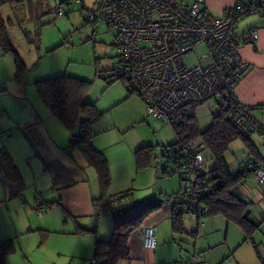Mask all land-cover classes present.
Here are the masks:
<instances>
[{"label":"crops","instance_id":"obj_1","mask_svg":"<svg viewBox=\"0 0 264 264\" xmlns=\"http://www.w3.org/2000/svg\"><path fill=\"white\" fill-rule=\"evenodd\" d=\"M191 1L184 2L189 3ZM233 2L234 0H204V7L209 17H220L223 10ZM11 10V8L7 10V14ZM6 19H9V16ZM238 24L236 35L249 29H256L258 39L252 45L239 46V55L248 64L249 68L235 86L234 92L241 102L252 107H258L252 112L258 120L264 122V115L260 113V107L264 106V21H254L246 27L247 29L241 27L239 22ZM128 86L130 85L128 84ZM125 90L128 98L135 93L132 89V93H128L126 87ZM29 92L28 89L19 88L16 90L15 95L4 93L8 96L4 104L11 106L13 102H16L18 111L10 107L4 108L9 111L8 117H4L6 120L5 126H7L6 128L10 134L11 127H15V132L12 130V136L8 138V147L2 142H0V147L5 148L12 161L21 168L27 177L25 179L27 184H31L36 177V175L34 177L28 175L30 166L36 170V174L39 171L41 172V179L39 182L38 180L35 181L39 185L33 194V198L35 199V206L38 201L41 205L42 203L45 204V211L39 216L34 208L32 211H29L30 207L25 209L26 204H13L15 211L9 210V205L6 204L11 224L5 228L1 224L3 220L0 221V241L13 240L15 247L14 253L6 257V264H91L96 240H105L109 237L115 218L119 214L106 213V206L97 205L96 199L100 197L101 190L94 166L87 162L82 148L75 146V148L69 150L68 145L66 147V144H62L66 140V135L58 120L43 111L40 100L31 97ZM135 94L139 97L137 93ZM118 99L112 100L110 105ZM131 99L136 101V108L135 110L132 109L131 113H125L130 117L129 122L121 126L116 115H111V112L108 115L102 113L101 120L99 119L100 121L98 120L99 122L94 126V137L91 140V146L101 151L108 163L111 181L107 189V195L110 198L120 192L129 190L132 199L135 201L142 203L144 200L159 198L160 203H156V209L145 217L140 227L130 235L127 240L128 257L119 260L117 264H186L191 255L195 253L201 254L200 256L206 260L205 250H211L212 252V248L217 245L209 244L206 239L208 235L204 238L203 250L191 251L184 256L183 249L178 243V236L172 229V211L177 206H172L163 199H168V195L180 191L184 181L182 176L178 174L177 167L173 165L172 161L167 160L165 156L166 147L163 148L162 154L158 153L161 154L160 157L164 158L165 164L160 161L159 155H155V149L153 148L151 164L141 169L142 171H136L137 176L142 173L151 178L153 181L150 183L152 184L156 179L159 180L161 176L166 184L164 194L162 192H152L145 195L143 192L137 196L135 191L139 187H146V184L139 185L138 188L135 186L124 188L129 185V180L132 179L133 172L136 170L135 151L145 145L154 147L152 141H147L140 136L132 139L131 144L130 141L126 142L124 140L125 132L133 123L142 122L141 125H147V127L151 125L149 121L152 117L146 113L144 101L141 98V101L134 97ZM87 102L96 105V102L90 100H87ZM104 119L107 121H103ZM153 123L158 124L155 120ZM168 123L171 125L172 122ZM66 133L69 139L70 133L68 134L67 131ZM249 138L260 156L264 157V137L253 133ZM242 144L244 146L243 142ZM246 151V148H244V152L242 151L244 156L242 154L241 156L228 157L226 159L227 164L238 167L239 164L249 158ZM33 157H38L39 167L33 165L31 160ZM126 157L129 164H126L125 168L122 169L123 176L115 180L116 175H113L112 167L115 165L121 166ZM210 171L207 173L203 170L208 181L210 180L206 187L209 191H211L210 188L216 190V180L211 178ZM177 174L178 177L174 176ZM1 178L4 179L3 176ZM239 178L231 191L248 204L249 220L253 223L260 222V224L252 233V241L242 239L241 243H237L239 240L229 241L224 234L223 244L226 241L230 243L227 244L225 254L233 249L230 252V255H233L232 252H235L242 243H251L257 257L256 261H253L254 264H262L264 262V183L257 182L251 174L241 175ZM172 179H177V181H171ZM121 180H126V184L119 186L117 182ZM140 191L141 189H138V192ZM203 204L205 203L203 202ZM19 211L24 212L20 218ZM184 215L196 218L198 225L195 230L187 231L184 226ZM0 216L3 217L1 211ZM204 217L208 216L198 218L190 213L183 214V226L189 235L199 234L200 226L203 227L200 219ZM220 218L225 221L224 217L220 216ZM212 221L213 217H210L206 224H210ZM225 222L229 224V222ZM149 225L156 228L158 244L153 250L146 249L142 245V229ZM227 228L225 227L226 231ZM240 230L242 231L241 228ZM30 252L33 254V258ZM237 254L240 257V251L235 255L238 264H249L244 259L237 257ZM223 260L216 259L212 264H220ZM218 261L220 262L218 263Z\"/></svg>","mask_w":264,"mask_h":264},{"label":"built area","instance_id":"obj_2","mask_svg":"<svg viewBox=\"0 0 264 264\" xmlns=\"http://www.w3.org/2000/svg\"><path fill=\"white\" fill-rule=\"evenodd\" d=\"M90 1L89 5L83 3L86 20L103 22L116 30V73L127 80L144 101L148 116L170 118L188 103L202 105L215 101L223 107L227 105L226 119L242 134L249 137L255 133L264 137V122L258 120L251 107L241 102L234 92L249 68L239 55V46L258 39L256 29L236 35V27L246 16L264 17V0H234L220 17L207 15L204 0L189 3L182 0ZM52 9L54 15L59 16L69 5L57 2ZM200 44L205 48L204 53L198 63L189 65L186 54ZM260 113L264 115V106L260 107ZM4 136L5 132L0 131V138ZM177 150L184 160L181 167L184 187L180 193L163 200L201 217L207 212V207L202 205L207 190V186H202L200 173L203 158L181 146ZM170 154L172 161L178 159L174 152ZM229 169L233 175L251 174L256 181L264 183L262 162L248 158L238 167L230 166ZM128 204L115 205L105 212L120 215ZM35 210L40 216L45 207L38 201ZM141 238L144 248L155 249L158 244L155 226L143 227ZM186 264L208 263L195 253Z\"/></svg>","mask_w":264,"mask_h":264},{"label":"rangeland","instance_id":"obj_3","mask_svg":"<svg viewBox=\"0 0 264 264\" xmlns=\"http://www.w3.org/2000/svg\"><path fill=\"white\" fill-rule=\"evenodd\" d=\"M85 2L87 5H89L91 1L85 0ZM39 3L43 6L42 9L37 4L31 3L29 4V6L26 5L25 8L19 10L20 12H13V10H11L8 11L7 14V10H10L11 8L8 6L3 7L2 10V16L4 19H6L8 16L10 19H12V24L8 27L9 36L14 47L18 51L28 69L26 84L20 86L13 80L15 71L14 55L12 53H7L4 56L0 57V131L5 132V136L3 138H0V142L8 147V138L12 136V130L15 129V127H11L12 130L10 134L9 130L6 128V120L4 117H8L9 111L5 110L4 108L10 107L11 109L13 108L14 110L18 111L16 102H13L11 106H6L4 104L5 99L8 98L7 94L4 93H8V95H15L16 90H18L19 88L25 90L28 89L30 91L29 94L31 95V97L38 100L39 97L34 87L35 80L60 76L63 74L89 80L91 83L86 94V101L90 100L91 102H96V106L100 111H102L104 114L107 113V115L111 112V115L117 116L119 124L121 126L126 125L129 122L130 117L125 113H131L132 109L135 110L136 108V101L131 98L134 97L135 99L137 98L139 100L140 98L135 93L132 94L131 97H127L125 87L121 80L122 78L116 79L114 77L112 78L113 80L110 83L109 81L105 80L107 76L113 74V69L115 68L117 63L115 29L107 27L103 22H98L95 25L88 22L85 24L86 10L81 7V4H77L74 0H67L66 2H63L70 3L69 9H67L65 14L59 16H53L49 12V10L52 9L54 4L56 3L54 2V0H39ZM27 8L30 14L27 13ZM38 17L41 19L40 21L42 24H44V26L41 32L40 46L37 50L33 45L27 44L22 31L23 29L32 31L35 25H37L36 20ZM254 21L260 22L264 21V19H262L261 17L249 15L241 19L239 23L241 27L246 28L250 26ZM241 35H243V33H241ZM203 53L204 46H201L200 44L196 46L191 53L186 54L185 60L189 65H194L198 63L199 57ZM125 81L128 83L127 80ZM131 89L133 90L132 87ZM115 98L119 99L115 103L110 105L111 101ZM218 105L219 108L223 107L221 103L218 104L215 101H208L203 105L196 106V116L198 118L199 127L202 130L206 129L209 126L211 122V115L218 112ZM41 107L42 110L46 113H49L52 118H56L58 120L60 127L65 132L64 134L66 135V140L62 143L63 145L66 144V147L68 145L69 150H72L73 148H75V146L80 147L83 150H87V145L85 144H74L76 142L74 133L65 128L60 120L50 112L48 107H46L43 103ZM154 120L158 122L157 125L153 123ZM103 121L107 120L104 119ZM149 122L151 124L149 127H147V125H141L142 122H135L133 123V125H130V127H128L127 131L125 132L124 140L126 142L130 141L131 144L132 139L140 136L147 141H152L155 149V155H159V152L163 153V148L173 143L175 138L173 129L171 125L165 120L161 121L158 119L150 118ZM65 130L68 132V134L70 133L69 139ZM244 148H246V146H243L241 140L234 141L230 145L225 158L228 159V157H231L233 155L241 156L242 154L244 156V153H242V151L244 152ZM160 155L158 156V158H160V161L165 164L164 158L160 157ZM202 155L206 159L203 170L209 173V171L214 166V161L210 158L208 152L203 151ZM31 160L35 167H39V162H37L38 157H33ZM12 162L14 163V161ZM126 164H129L127 157L124 158L123 164L119 166L120 168L117 165L112 167L113 175H116V177H114L115 180L123 176L124 172L122 171V169L125 168ZM15 166L16 168H18L17 170L23 183L22 190L18 195L14 194L9 185L4 182L5 178H1L3 174L0 172V211L3 215V217L0 216V221L3 220L1 224L5 228H7L11 224V220L6 210V204L9 205V210L11 209L12 211L16 210L13 209V204L16 203L17 205L21 203L24 205L26 204L27 206L25 209H27V207H30L29 211H32L33 208L35 209V199L33 198V194L37 186L39 185V180L41 179V172L39 171L36 174V170L32 166H30V173L28 175H31L33 177L36 175V177L31 184H27L25 180L27 178L26 175L22 172L21 168L17 164H15ZM136 171L137 169L134 170L133 177L129 180V185L124 188H132L134 186L137 187L139 185L146 184V187H137L138 189H141L140 192H138V189L135 191L137 196H139L143 192L145 195H149L152 192H162V194H164V188L166 184L161 176L159 180L156 179L154 184H152L150 183L153 181L151 178L142 173L137 176ZM174 176L178 177V174ZM45 178L48 182V177L46 176ZM37 180L38 182L35 183V181ZM171 181H177V179H172ZM117 184L119 186H123L126 184V180L118 181ZM42 205L45 206L44 203H42ZM23 214L24 212L19 211V218ZM210 217H213L212 223L206 224V221H208ZM225 221H222L220 216H208L201 218L200 222L203 223V227L200 226L199 234L197 233L196 235L191 236L187 231L196 229V226L198 225L197 220L192 216L184 215V226L187 231L185 230L184 233L178 234V243L183 249L184 256H186V254L188 255V252L190 253L191 251L194 252L203 250V241L204 238H206V236L208 235V238L206 239L209 244H217L215 247H211L212 252L211 250H205L204 252L208 264H212V262L216 259L220 261L224 259L220 264H238L235 260V255L239 251L241 256L239 257L237 254V257L244 259L246 262H249V264H254L253 261H256L257 257L254 253L251 243H242L240 247H237V250L235 252H232L233 255H230V252L233 249H231L229 253L225 254L226 247L229 242L226 241L223 244L224 234L226 235V238L229 239V241L235 242L239 240L237 243H241L244 237L242 231L236 224H227ZM225 227H228L227 231L225 230ZM175 233L177 234V232ZM32 248L33 247L31 245V250ZM30 254L33 258V254L31 252ZM220 261H218V263Z\"/></svg>","mask_w":264,"mask_h":264},{"label":"trees","instance_id":"obj_4","mask_svg":"<svg viewBox=\"0 0 264 264\" xmlns=\"http://www.w3.org/2000/svg\"><path fill=\"white\" fill-rule=\"evenodd\" d=\"M66 1L54 0L56 3ZM31 3L37 4L41 9L43 8L39 0H0V57L7 53L14 55L15 71L13 80L20 86L26 84L28 68L9 36L8 27L12 24V19H4L2 10L3 7L8 6L11 7L13 12H20L19 10L25 8L26 5L29 6ZM83 3L77 4H81V7L85 9L86 7ZM67 4L70 5V3ZM26 11L29 13L28 8ZM49 12L55 16L53 9H50ZM261 18L264 19V17ZM40 20L38 17L36 20L37 25H35L32 31H28L27 29H23L22 31L27 44L33 45L37 50L40 46L41 32L44 26ZM87 22L93 25L96 24V22L85 20V24ZM255 42L256 40L251 44ZM116 67L117 63L113 69V74L105 78L109 83L114 77L121 79L116 73ZM121 80L128 93L131 94L130 86H128L123 78ZM90 83L89 80L63 74L37 79L34 82V87L41 102L48 107L50 112L60 120L65 128L74 133L76 137L74 144L87 145V150L83 151L85 152L87 162L91 166H94L100 184L101 195L96 199L97 205L111 208L115 205L129 202L128 205H124L123 213L115 218L109 237L105 240H96L92 257L93 261H91V264H117L119 260L128 257L127 240L130 235L140 227L144 218L156 209V203H160V200L159 198L148 199L141 203L132 199L129 190L120 192L111 198L107 195V189L111 181L109 166L103 153L91 146V140L94 137V126L103 112L98 110L95 104L86 101V94ZM196 106L199 105L188 103L179 108L170 118L158 119L172 122L171 127L175 136L173 143L166 146L165 156L167 160L172 161L171 154L169 155V153H175L174 155L178 159L173 160L172 163L177 167L178 174L182 176L181 167L184 160L177 150L178 146L188 149L191 154L199 153L203 158L204 165L206 159L202 155V152H208L210 158L214 161L210 175L213 180H216V190L210 187L211 191L206 190L202 205L207 207V212L202 216H222L227 222L234 223L242 229L244 241H252V233L259 227L260 222L253 223L249 220L248 204L232 193L231 188L237 183L240 176L231 173L229 169L230 165L227 164L225 156L230 145L236 140H241L246 146V153L250 159L264 163V157L260 156L250 138L242 134L229 119H226L225 112L227 105L220 108L218 105V112L212 115L209 126L204 130L199 127ZM250 107L251 110L258 108ZM193 142H196V144L194 145ZM153 148L152 145H145L135 151L137 170H141L151 164ZM204 165L200 171L203 187L207 186L210 181H208L207 175L203 173ZM0 172L5 178L4 182L9 185L14 194L18 195L22 190L23 183L15 164L3 147H0ZM176 193H180V191L168 196L175 195ZM186 212L188 211L180 206H177L172 211L171 225L172 229L177 232V235L185 232L182 218ZM192 236H194V233ZM177 238L179 239V235ZM14 251L13 240L0 241V264H6V257L14 253Z\"/></svg>","mask_w":264,"mask_h":264}]
</instances>
